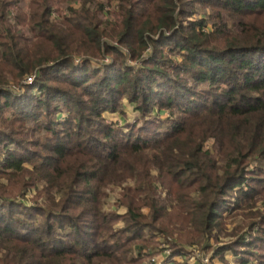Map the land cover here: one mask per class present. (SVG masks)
Listing matches in <instances>:
<instances>
[{
	"label": "trees",
	"instance_id": "1",
	"mask_svg": "<svg viewBox=\"0 0 264 264\" xmlns=\"http://www.w3.org/2000/svg\"><path fill=\"white\" fill-rule=\"evenodd\" d=\"M22 1L0 0V264H264V0ZM125 99L140 123L104 117Z\"/></svg>",
	"mask_w": 264,
	"mask_h": 264
},
{
	"label": "rangeland",
	"instance_id": "2",
	"mask_svg": "<svg viewBox=\"0 0 264 264\" xmlns=\"http://www.w3.org/2000/svg\"><path fill=\"white\" fill-rule=\"evenodd\" d=\"M28 1L29 0H24L21 3L22 6L24 7V9H26V10H28ZM106 1L108 2L110 0H106ZM69 5L70 6H74V7H78L79 6L78 2L75 3V0H70L68 2H66L65 0L57 1L56 4H55V9H57L56 15L57 16H62L64 14L69 13V9H68ZM111 14H113V16L115 17L114 13H111ZM26 31H28V30L26 29ZM28 35H30L29 32H28ZM131 64H135L136 65V63H131ZM123 103H124V108H125V111H126V115L123 116L120 113L105 112L104 113V117L109 122H112V123H115V124L121 125V126L125 125V123L127 121L135 122V123L139 122L140 123V121H138V117H139L140 114L134 108V104H131L126 99L123 101ZM64 115H66V114L64 113ZM0 154H1V151H0ZM33 194H34V192H32V194H30V197H33L34 196ZM120 212L123 213L124 209L120 208ZM232 225L233 224L229 225V228H232ZM159 239H161V238H159ZM232 239L233 238L231 236H225L224 238H222V240L224 242H226V243L229 242ZM211 244L214 245L216 243H214V241H211ZM162 248L165 250V252L162 253V255L156 257V259L159 262L158 264H161L162 262H163L162 264H175L174 261H173L174 263L173 262L172 263L167 262L168 261L167 260L168 259L167 258V253L168 252H166V249H168L167 246L162 245ZM188 249H189L190 252H189V255L186 256V258H183V257L179 256V257L174 258L175 261H177V262L178 261H182V264L183 263L186 264L187 261H188L187 262L188 264H199L198 257H200V258L202 257L204 259V263L205 264H210V260H211V257L213 255V252H211V251H203L200 248H195V249L194 248H188ZM205 259H208L209 261L206 262ZM225 259L227 260L226 264H238L237 261H236V257H235V255H234V253L232 251H227L225 253ZM148 262H150L149 259L145 263L147 264Z\"/></svg>",
	"mask_w": 264,
	"mask_h": 264
},
{
	"label": "built area",
	"instance_id": "3",
	"mask_svg": "<svg viewBox=\"0 0 264 264\" xmlns=\"http://www.w3.org/2000/svg\"><path fill=\"white\" fill-rule=\"evenodd\" d=\"M108 9H110V11H111V10L114 9V6L108 8ZM111 15H112V14H111ZM111 17L114 18L113 15H112ZM33 79H34L33 77H28V78H27V82H32ZM205 261L208 262L209 260H208V259H205ZM158 263H159L158 260H157L156 258H154V259H152L150 262H148L147 264H158Z\"/></svg>",
	"mask_w": 264,
	"mask_h": 264
}]
</instances>
